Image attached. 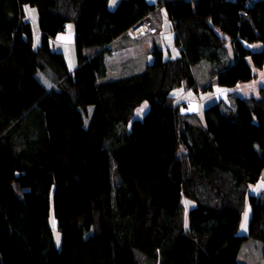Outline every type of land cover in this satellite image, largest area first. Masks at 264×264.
<instances>
[{"label": "trees", "instance_id": "16d2710c", "mask_svg": "<svg viewBox=\"0 0 264 264\" xmlns=\"http://www.w3.org/2000/svg\"><path fill=\"white\" fill-rule=\"evenodd\" d=\"M109 2L0 0V264H139L138 254L147 264H242L251 238L264 259V192H251L264 172V93L212 103L200 124L173 95L199 89L202 62L225 89L254 78L264 0ZM25 5L38 9V46ZM157 7L179 53L155 45L143 71L108 79L107 47ZM70 22L74 71L52 43Z\"/></svg>", "mask_w": 264, "mask_h": 264}, {"label": "rangeland", "instance_id": "374dc122", "mask_svg": "<svg viewBox=\"0 0 264 264\" xmlns=\"http://www.w3.org/2000/svg\"><path fill=\"white\" fill-rule=\"evenodd\" d=\"M154 3L157 0H150ZM152 2V3H153ZM119 3V0H110V4L113 6L111 9H115ZM160 8L157 7L154 11L151 12V14L148 17V22L151 25L152 31L149 32L147 35L140 37L145 38L149 35H151L153 31V25H152V16L156 11H158ZM26 19L29 20L33 27L34 32V44L35 46H38L41 42V30L39 27V15H38V9L32 5H25L24 6ZM128 33V32H127ZM130 36H132L135 39H140L134 36L131 32L129 33ZM169 40V39H168ZM53 47L57 51L64 50L66 60L69 66V69L74 71L77 68L78 60H77V54H76V47H75V25L74 23L70 22L67 25V28L64 32H61L57 35V37L52 39ZM168 43V42H167ZM63 52V51H62ZM63 52V53H64ZM169 56V51L166 50V57ZM213 69V68H212ZM212 69L210 71V68L203 63L201 65H197L194 68V75L197 77L199 81V89L197 91H194L192 89H186L184 87H179L174 90L173 95L177 97V101L181 102V114L183 118H186L187 120H190L192 122L201 123L203 120V112L204 110L213 103V98L207 96L203 93L206 89H212V84L209 82L210 78L212 77ZM40 78L42 79L43 83L45 82L47 85H50L47 78H45L44 75L41 73L39 74ZM121 76L114 75L113 73H109L108 79H116ZM44 83V84H45ZM207 92V91H206ZM214 95V93H211ZM215 97V95H214ZM149 110V103L146 101L142 104L141 107H139L136 111L135 119H141L144 117V115ZM194 116V117H193ZM88 118L86 119V123L88 124ZM185 148H181V153L185 152ZM180 153V154H181ZM116 185V184H115ZM251 192L253 193H260L264 192V172L262 175V178L257 186H253L251 189ZM190 201L188 199H183V204L185 206V211H188L189 203ZM251 216V206L249 203H247L245 211L242 216L241 224L239 233L240 234H246L248 233L249 229V220ZM51 225L54 229L55 234V240L57 242L58 246H61L62 243V234L59 230H57L56 226V220L54 218V215L51 216ZM263 243L260 241L250 239L246 241L244 244V247L241 249V252L239 254V262L242 264H264V259L262 258L263 253ZM139 264H147L146 259L143 255L138 254Z\"/></svg>", "mask_w": 264, "mask_h": 264}, {"label": "crops", "instance_id": "0c3cea01", "mask_svg": "<svg viewBox=\"0 0 264 264\" xmlns=\"http://www.w3.org/2000/svg\"><path fill=\"white\" fill-rule=\"evenodd\" d=\"M109 6L110 8H113L110 2ZM151 19L154 31L151 35L142 39H135L126 33L127 35L117 38L107 47L106 63L109 73L111 72L114 75L124 77L143 71L153 60L152 50L155 45L162 48L165 53L166 50L169 51V56H176L179 53L180 49L176 46V33L173 30L172 21L169 20L165 10L163 8L159 9L154 13ZM252 49L254 51L264 52V44L261 42H255L252 44ZM62 51L64 52V50H61V52ZM227 52L229 61L233 62L234 50L231 44L227 45ZM202 63L208 66L210 71L213 68L211 64L206 62ZM254 70L255 76L253 79L247 82H241L232 89L220 87L216 82V78L211 77L209 82L212 84V89L208 88L203 93L207 96L206 98H208V96L213 98V103L224 101L230 105H233L236 97L260 98L264 93V67L254 68ZM39 74L38 77L40 78ZM45 78L47 77L45 76ZM40 80L42 81L41 78ZM47 80L50 85H47L44 82L45 85L48 88L53 87V83L48 78ZM212 92L215 97L211 94Z\"/></svg>", "mask_w": 264, "mask_h": 264}, {"label": "built area", "instance_id": "2783aa9c", "mask_svg": "<svg viewBox=\"0 0 264 264\" xmlns=\"http://www.w3.org/2000/svg\"><path fill=\"white\" fill-rule=\"evenodd\" d=\"M245 14L247 15V13ZM149 15L142 18L139 22H137L135 25L130 27L129 30L127 31L128 34L131 32L132 34H134V36H136L137 38H140V37L147 35L149 32H151L152 28H151L150 23L148 22Z\"/></svg>", "mask_w": 264, "mask_h": 264}]
</instances>
